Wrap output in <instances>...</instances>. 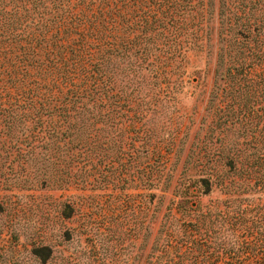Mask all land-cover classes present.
I'll return each mask as SVG.
<instances>
[{
    "label": "trees",
    "instance_id": "trees-1",
    "mask_svg": "<svg viewBox=\"0 0 264 264\" xmlns=\"http://www.w3.org/2000/svg\"><path fill=\"white\" fill-rule=\"evenodd\" d=\"M217 3L222 46L205 110L216 117L220 132L226 124L244 127L249 151L237 150L227 165L255 179L220 185L231 187L227 194L264 191V0ZM210 5V0H0V135L24 126L20 135L29 137L28 144L38 141L47 164L63 172L79 155H101L103 124L133 125L145 115L134 106L150 104L146 94L159 99L158 92L173 88V62L188 50H202ZM121 141L125 146L126 138ZM207 180L200 179L203 195L210 192ZM232 202L198 212L181 227L187 246L178 260L205 264L212 255L227 264H264L263 204L239 208ZM175 207L183 214L197 208Z\"/></svg>",
    "mask_w": 264,
    "mask_h": 264
},
{
    "label": "rangeland",
    "instance_id": "rangeland-1",
    "mask_svg": "<svg viewBox=\"0 0 264 264\" xmlns=\"http://www.w3.org/2000/svg\"><path fill=\"white\" fill-rule=\"evenodd\" d=\"M210 1L202 50L173 62V88L159 99L146 94L150 104L134 106L145 115L133 125L103 124L101 155H79L63 172L47 164L38 141L20 135L24 126L0 135V264H194L177 257L187 246L181 227L195 214L227 199L239 208L264 206L262 190L227 194L231 187L220 185L255 179L227 165L237 150L249 151L244 127L226 124L220 132L205 110L222 46L218 3ZM202 178L210 184L205 195ZM177 204L197 208L183 214ZM205 264L227 263L211 255Z\"/></svg>",
    "mask_w": 264,
    "mask_h": 264
}]
</instances>
